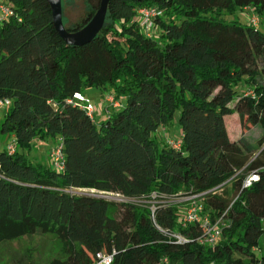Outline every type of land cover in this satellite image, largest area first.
<instances>
[{"label": "trees", "instance_id": "1", "mask_svg": "<svg viewBox=\"0 0 264 264\" xmlns=\"http://www.w3.org/2000/svg\"><path fill=\"white\" fill-rule=\"evenodd\" d=\"M5 1L14 15L0 24V100L10 101L0 134L17 148L0 151V245L51 235L61 250L47 264H93L113 251L112 264H264L256 253L264 237V30L223 17L243 9L264 17V0H112L103 30L82 47L57 33L47 0ZM84 1L88 11L70 31L101 3ZM142 8L162 13L157 40L142 32ZM241 85L249 92L240 94ZM91 88L110 91L120 107L96 121L69 102ZM236 114L256 138H230L225 118ZM174 123L177 149L156 136ZM47 139L63 145V170L18 151ZM252 173L257 180L244 187ZM227 184L233 200L209 193L203 201V213L221 220L213 247L200 243L199 223L181 227L178 205L152 217L147 205L126 201ZM86 190L104 195L74 192Z\"/></svg>", "mask_w": 264, "mask_h": 264}, {"label": "rangeland", "instance_id": "2", "mask_svg": "<svg viewBox=\"0 0 264 264\" xmlns=\"http://www.w3.org/2000/svg\"><path fill=\"white\" fill-rule=\"evenodd\" d=\"M63 22L65 26H71L77 23L81 17L88 11L87 4L84 0H62ZM224 20L227 21H239L242 24H252L259 29L264 30V17L257 16L251 9H243L236 12L233 15L224 12ZM109 21V20H108ZM160 34L159 29L154 31V39H158ZM239 93L249 92V89L244 85L238 88ZM84 96L87 97L95 108L94 119L96 121L103 120L102 113L105 109L109 111L114 110L109 102H105V99L110 96V91L103 92L96 88H91L84 91ZM8 109H0V122L3 120L4 115ZM227 130L231 139H238L242 135L256 138L258 136L257 130H246L242 127L238 115L227 116L225 118ZM157 138L164 140L165 138L178 139L180 136L177 125L174 123L171 126L161 128L157 133ZM11 142L10 138L0 134V151L7 148V145ZM58 141L56 139H47L45 141L35 140L32 142L31 149L18 148L20 153L25 154L33 163L43 162L47 163L49 160L50 151L57 147ZM78 193H94L95 195H104L94 191H74ZM219 194L228 196L231 200L235 198V194L231 189V184H227L221 187L218 191ZM107 196H113L118 201H125L123 197H117V195L109 194ZM134 204H147L146 199L140 200H127ZM164 202L173 203L180 207V211L184 212L187 208L185 203H181L180 197L167 199ZM183 214V213H182ZM261 252H256L258 257L264 255V237L260 241ZM61 244L51 235H34L31 237H23L16 241L4 243L0 245V264H47L50 259L60 255Z\"/></svg>", "mask_w": 264, "mask_h": 264}, {"label": "built area", "instance_id": "3", "mask_svg": "<svg viewBox=\"0 0 264 264\" xmlns=\"http://www.w3.org/2000/svg\"><path fill=\"white\" fill-rule=\"evenodd\" d=\"M13 15H14V9L12 5L6 2L5 0H0V24L3 23L5 20L11 18ZM161 16H162V13L159 12L155 8H142L138 11L137 17H138L140 27L142 29V32L147 37H152L154 35L156 19ZM69 102L70 103L77 102L78 104H80L87 111V114L92 119H94L95 108L92 102L87 97H85L83 94L76 93L73 97V100ZM105 102L107 103L109 102L112 106H114V108L120 107V102L116 101L112 95L108 96L105 99ZM9 105H10L9 100H0V109H5L9 107ZM166 140L168 144H170L176 149L180 148L181 146L180 137L178 139L167 138ZM16 148H17V145L14 142H10L7 145L6 149L10 154H13L16 151ZM49 162L52 168L56 170L64 169L65 155L63 153V145L61 143L57 144V147L50 151ZM257 178L258 176L255 173L250 174L244 182V187H249L252 181L257 180ZM223 186L224 185H220L211 191L201 193V194H196V195L187 194L183 196H176V197L181 198V202L179 204L183 202L187 205V208L184 210V212H181V214L183 213L182 220L180 222L181 227L187 228L188 226L192 224L199 223L203 230V236L200 239V243L209 245L211 247L215 246L221 239L222 225H221V220L213 222L210 215L203 213V201L209 193L216 194L218 193L219 189ZM143 199H146V198H143ZM167 199H171V198H168L165 196H159L156 193H153L149 197V199H146L149 201V203L144 204V205L148 206L149 210L151 211L152 217H153L156 210L159 207L165 206L168 204H173V203L164 202ZM158 229L162 232V234L165 237H167L170 240L171 239L174 240L177 244H184L188 241L180 233L169 231V230H162L160 228ZM114 255H115V251H113L112 253H104V252L97 253L94 257L93 264H112ZM159 264H167V261L164 260Z\"/></svg>", "mask_w": 264, "mask_h": 264}, {"label": "water", "instance_id": "4", "mask_svg": "<svg viewBox=\"0 0 264 264\" xmlns=\"http://www.w3.org/2000/svg\"><path fill=\"white\" fill-rule=\"evenodd\" d=\"M47 1L51 8L53 25L57 33L63 39V41L68 46L82 47L95 40L103 30V27L105 25L108 16V7L112 0H101L98 11L94 14V16L88 22V24L84 26L81 30H77V31H70L64 25L62 0H47ZM90 195H95V194L91 193ZM108 198L110 200L119 202L113 196H110Z\"/></svg>", "mask_w": 264, "mask_h": 264}, {"label": "crops", "instance_id": "5", "mask_svg": "<svg viewBox=\"0 0 264 264\" xmlns=\"http://www.w3.org/2000/svg\"><path fill=\"white\" fill-rule=\"evenodd\" d=\"M108 113V112H107ZM106 114V111H104L103 113H102V116H104ZM261 252V247L257 250V252Z\"/></svg>", "mask_w": 264, "mask_h": 264}]
</instances>
